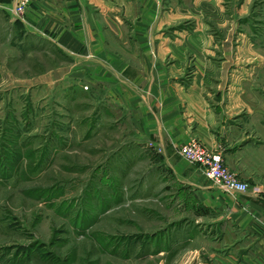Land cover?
<instances>
[{"label": "rangeland", "instance_id": "374dc122", "mask_svg": "<svg viewBox=\"0 0 264 264\" xmlns=\"http://www.w3.org/2000/svg\"><path fill=\"white\" fill-rule=\"evenodd\" d=\"M220 3L229 80L264 98V0ZM25 14L0 11V264H180L209 248L183 242L185 225L206 217L185 211L161 152L98 117L103 107L65 77L67 54L15 25ZM166 229L173 253L152 254Z\"/></svg>", "mask_w": 264, "mask_h": 264}, {"label": "crops", "instance_id": "0c3cea01", "mask_svg": "<svg viewBox=\"0 0 264 264\" xmlns=\"http://www.w3.org/2000/svg\"><path fill=\"white\" fill-rule=\"evenodd\" d=\"M9 2L0 0L6 15ZM220 6V0H31L15 25L67 54L65 77L103 107L98 117L112 115L114 128L125 123L137 143L158 149L180 184L185 211L198 223L206 217L185 225L183 242L211 245H194L180 264H264V98L242 88L246 81L229 80V50L217 45L215 27L227 26ZM193 138L222 150L249 189L224 192L181 157L179 147ZM169 234L152 237V254L173 253Z\"/></svg>", "mask_w": 264, "mask_h": 264}, {"label": "built area", "instance_id": "2783aa9c", "mask_svg": "<svg viewBox=\"0 0 264 264\" xmlns=\"http://www.w3.org/2000/svg\"><path fill=\"white\" fill-rule=\"evenodd\" d=\"M30 3L31 0H11L9 11L15 17H22ZM179 153L189 163L197 165L206 179L218 185L224 192H245L249 189V184L240 180L237 173L226 165L222 150H212L193 138L179 147Z\"/></svg>", "mask_w": 264, "mask_h": 264}, {"label": "trees", "instance_id": "16d2710c", "mask_svg": "<svg viewBox=\"0 0 264 264\" xmlns=\"http://www.w3.org/2000/svg\"><path fill=\"white\" fill-rule=\"evenodd\" d=\"M10 155H11V154H10ZM11 156H12V157H11L12 160L16 159V158L13 157V155H11Z\"/></svg>", "mask_w": 264, "mask_h": 264}]
</instances>
